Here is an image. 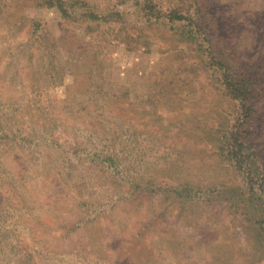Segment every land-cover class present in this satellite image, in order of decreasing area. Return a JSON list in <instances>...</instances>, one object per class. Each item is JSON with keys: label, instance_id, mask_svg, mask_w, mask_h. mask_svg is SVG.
Here are the masks:
<instances>
[{"label": "rangeland", "instance_id": "374dc122", "mask_svg": "<svg viewBox=\"0 0 264 264\" xmlns=\"http://www.w3.org/2000/svg\"><path fill=\"white\" fill-rule=\"evenodd\" d=\"M64 1L73 20L0 0V264H264L261 218L227 196L239 177L212 139L233 104L187 49L195 30L165 16L217 29L199 34L263 82L264 0L207 15L200 0ZM165 192L191 200L166 208Z\"/></svg>", "mask_w": 264, "mask_h": 264}, {"label": "trees", "instance_id": "16d2710c", "mask_svg": "<svg viewBox=\"0 0 264 264\" xmlns=\"http://www.w3.org/2000/svg\"><path fill=\"white\" fill-rule=\"evenodd\" d=\"M209 1H199L202 11L206 15ZM34 2L37 7L55 9L61 18L70 20L74 18L70 13L71 7L74 5L72 3L69 4L64 0H34ZM154 8L152 1H149L145 8L148 13L145 15L146 21L153 25L156 21H149V16L153 14ZM88 14L86 16L88 21L98 20V17L93 13L89 12ZM156 14L157 16H154L156 19L162 15L160 11H156ZM165 16H167L169 22L176 24L177 29L189 26L195 30L194 34L187 33L189 36L185 42L187 49H190L191 46V51L199 53L198 55L201 60H198V63L215 65L214 78L216 85L221 89L220 92L225 97L224 99L228 100L229 104H233L231 116L220 121L217 124V128L211 132L212 139L217 140L215 148L226 161L229 173L235 177H239L238 184L235 182V189L231 188L227 190V196L230 198L237 197L236 199L239 200L245 212L248 213L249 208L257 211L258 216L261 218L258 225L261 231L264 232V160L257 153V141L264 137V121L262 120L264 81L255 79L257 76L255 72L256 65L250 63L244 68L240 67L233 61L232 56H229L230 52L228 49H218L213 42L203 39L202 34H199L201 31H204V35L206 34L210 38H213L218 34L217 29H210L207 25L203 27V24L199 25L193 18L182 15L176 10L165 13ZM92 161L100 164L102 168L108 163L116 172L122 173L123 171V169L117 171L118 167L115 166V159L111 155L96 153L93 155ZM109 173L111 174V172ZM125 174L127 176L126 172ZM126 181L131 182V187L138 188L141 186L136 184V182L132 183V180L129 178ZM222 186L224 185L222 184ZM152 187V185H148L143 187V189L148 191ZM205 189L211 195L212 189L221 192L222 187L217 184L212 187H205ZM182 194L165 192L164 202H167L166 208H169L173 202H177L179 205L188 204V196L185 197ZM190 198L189 200H191ZM257 203L258 206L256 205Z\"/></svg>", "mask_w": 264, "mask_h": 264}]
</instances>
